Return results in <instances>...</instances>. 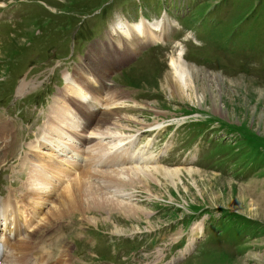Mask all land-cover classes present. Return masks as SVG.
Masks as SVG:
<instances>
[{
  "label": "rangeland",
  "instance_id": "374dc122",
  "mask_svg": "<svg viewBox=\"0 0 264 264\" xmlns=\"http://www.w3.org/2000/svg\"><path fill=\"white\" fill-rule=\"evenodd\" d=\"M0 5V89L6 90L15 84L13 92H17L29 71L35 83L32 92L37 89L35 93L44 92L47 87L50 94L55 93L52 84L60 82V71L76 66L63 64L70 59L78 65L84 64L86 59L96 65L86 64L77 75L83 74L85 68L93 71L92 74H101L95 69L102 60H95L94 54L102 53L106 41L117 42V35L111 39L109 30L120 18L125 16L134 22L145 16L154 21L162 11L170 15L174 31L183 33L184 57L171 35L159 45L146 44L140 55L131 56L132 61L115 70L116 52L107 49L105 55L110 67L105 81L114 85L116 93L109 89L112 94L108 93L106 100L109 106L116 100L121 103L113 104L116 109L112 111L104 109L105 116L98 117L93 134L112 135L118 131V135H122L159 126L145 133L139 146L150 140L155 153L160 152L166 142L169 146L164 161L147 168L152 169V174L156 167L182 170L181 174L174 179L159 174L157 182L148 176L147 186L144 182L143 186L131 187V190L111 187L115 189L109 191L107 188L115 181L112 170L99 167L90 175L82 170L83 182L93 183L121 201L123 198L117 193L124 192L128 203L142 214L126 217L104 212L88 205L87 196L78 195L77 188L72 192L77 195L76 200L67 197L72 207L63 218L87 219L91 225L89 230L108 232L111 243L115 237H121L123 256L126 247L138 239L135 244H143L139 249L145 248L134 259L139 264L164 262L166 252L184 236L189 252L180 264H264V0H0ZM175 15L177 18H172ZM163 18L166 17L162 13L158 19ZM192 21L194 24H190ZM132 22H129L132 27L143 23ZM120 42L119 46L125 47L127 53L136 50L130 47L129 39ZM40 45L53 48L54 55L55 50L61 52L60 59L42 60L40 56L39 61H33L35 65L29 67L23 59L31 55L35 60L38 56L32 53L39 47L41 54ZM203 55L205 60L201 59ZM180 56L194 68L195 80L194 87L183 86L182 96L172 92L166 84L168 74L175 73L171 61ZM59 62L61 68L56 66ZM74 77L72 81L65 80L66 87L79 80ZM1 90L0 104L3 99L10 100V94H2ZM197 91L203 103L188 95H195ZM86 94L90 91H85ZM115 94L125 96L119 100ZM196 139L200 141L191 148ZM106 149V145L101 146L90 158L103 152L105 155ZM134 168L146 166L115 170L128 177L127 171ZM191 169L192 173L186 171ZM72 175L65 181L72 186L64 184L55 190L65 187L70 193L77 185L75 177L79 174L73 178ZM93 176L103 178L106 183H97L91 179ZM69 178L72 180L68 181ZM30 183L32 188H38L36 183ZM151 232L152 236L148 234ZM155 233L157 248L150 243ZM142 237L148 239L139 243ZM103 244L101 241L89 250L86 259L91 260L94 252H102ZM28 245L31 243L24 241L25 249ZM64 249L69 251L67 243Z\"/></svg>",
  "mask_w": 264,
  "mask_h": 264
},
{
  "label": "bare ground",
  "instance_id": "6f19581e",
  "mask_svg": "<svg viewBox=\"0 0 264 264\" xmlns=\"http://www.w3.org/2000/svg\"><path fill=\"white\" fill-rule=\"evenodd\" d=\"M145 21H146L145 19H142L139 22H143V23H135L134 22L135 24H133V27H132L129 23L130 21L127 22L124 20L118 24L115 31L118 32V30H119V32H118L119 34H121L125 39H129L131 41L130 47H132L133 49H137L138 47H140L144 44L156 43L155 41H158L162 37L164 38V36H167V33L170 29V25H165L163 21H162V23H151V21H146V22ZM94 57H95V60H99V61L102 60V62L99 63V66L95 69L101 74H93L94 76H96L97 79L96 78L95 79L100 85V84H103V80H106L105 77H106L107 68L110 67V65H109L110 60L108 59L107 55L102 54V53L99 56L97 53H95ZM177 58L172 60L170 63L172 68L175 71V73H174L175 77H177V78L175 79L174 74L169 73L167 76L166 84H167V87L170 90H172V92L182 96L181 95L182 89L189 88V87L192 88L195 86V80L192 77V71L194 70V68L192 66L188 65L187 63H185V61L182 60L181 56L178 59ZM78 71L82 72V69H80ZM83 74L85 75L84 70H83ZM83 74L78 73L79 76H82ZM65 76L67 77V79L65 78ZM98 76H101L104 78L100 79V78H98ZM73 77L74 76H72L68 73H64L65 80H71L72 81ZM74 78H76V76ZM199 85H200V83H199ZM183 86L185 88H183ZM200 87H202V86H200ZM22 88H24V89L26 88L25 84H23L21 86V89ZM78 89L80 91L77 93L79 95H82V96L85 95L84 91H90V95L94 99H97V95H99L97 100L100 103H102V105H105L107 102H109L108 100H106V97L108 96L106 94L109 93V88H106L105 85L101 86V88L98 89L97 94H94L95 90H93L92 86H90L89 84H86L85 80L84 81H80V80L73 81L69 86H67V90H66L67 93L65 95L64 94L58 95V96L63 97V99L59 98V97L55 98V102H56L57 106H55L54 109L57 111L56 115L61 116V117H59L60 123L58 124L56 129H54L53 126L48 123V127H49L48 134L56 135L57 138L63 139L64 136L67 134V131H68L66 124H65L67 122L72 124L73 126H77V127L82 126V130H85L86 132H89L90 134L93 133V130L91 131L89 129L91 127V125H88V124L90 123V121H92L94 119L95 114L89 113L88 112L89 108L87 107V105H85L79 99L78 95L76 94V91ZM183 93H184V90H183ZM109 94L111 95L112 93H109ZM188 95L190 98L194 97V96L197 97V101L199 103H203V97L198 94V91L195 93V95L192 93H188ZM211 97H212V95H211ZM211 97H209V98H211ZM112 98L114 99L113 95H112ZM186 98L189 99L188 96H186ZM79 102L85 108L84 114H82V112H76V110H74V108H75L74 106L76 104H79ZM119 103L120 102H118V100L113 102V104H116V105H118ZM113 104H112V106H113ZM106 105L109 106L110 102ZM215 106H216V104H215ZM217 109L221 111L220 107H217ZM85 116L89 117L87 121L84 120ZM75 118H77L78 120H76ZM13 134H14V132H12V131H6V137L13 136ZM112 136H118V131L114 132L112 134ZM51 138L52 137H48V140H50ZM0 139H3V136H1ZM85 139L88 141L87 135L85 136ZM125 139L126 138H121L117 142H115L114 144L120 145L121 142H122V144H125V142L123 143V141ZM101 146H103V145H100L99 147L92 150V154L97 153ZM106 154H109V153L107 152ZM92 165H93V163L88 164L87 169H86L87 173H91L92 171H94L95 168ZM105 166H109V164L106 163ZM131 167H133V166H131ZM106 170H112L113 171L112 176L115 178V181L110 185V187H122L123 189H127V190L128 189L131 190L132 188H135L139 185L144 184L146 177H148V176L150 178H152L151 180L153 182H157L158 179L156 178L157 177L156 175H158V177H159V174H160L161 176H163V178L165 177V178H169V179H174L175 177L180 175L182 172V170L181 171L180 170H167V169L162 168V167H156L153 169V174H152L151 173L152 169L147 168V166H146V168H134V169L127 171L128 177H125L122 172L116 171L115 168L114 169L106 168ZM186 171L189 173L193 172L192 169L186 170ZM80 173H79L78 177H75V178H77L76 179L77 185L73 186L72 187L73 189H70V193H69L65 187L70 186L71 183H69V184L65 183L66 186L65 185H64L65 187L63 186L64 189L55 190V189L60 188V186H58L57 183H54L51 180H49L47 174L44 175L42 172H40L38 170H33L31 176L33 178H35L37 181V182H34V184L36 183V185H38V188H48V190L44 194L37 189H33V192H32L33 195H35L37 197L42 208L44 207L45 203H47V202H49L52 205V206H49L47 208V212H44L42 215V216L45 215V217H46L45 220H47L46 222L58 221V220H61L63 218V215L66 213V210L69 209L70 207H72V203L67 199V197L69 196V198L72 197L76 200L77 195L72 194V192H74L77 188H78L77 189L78 195L83 194L84 196H87V204L88 205L95 206V207L103 210L104 212L108 211L109 213H114L113 215H115V213H120L121 215H125L126 217L134 216L135 214L137 215L141 212L139 209H137L133 205H130L128 203L129 200L123 198V201H121L118 197L113 198L110 195H108L107 193H105L102 189H100L95 184L88 182L87 181L88 179L85 176V174H84V176L86 177L87 183L83 182ZM62 174L65 177V181H66V178L70 177L72 172H70L68 170H64ZM145 185L147 186L149 184L145 182ZM71 186H72V184H71ZM248 192H250V194L252 195V192L249 191V189H248ZM121 193H124V192H121ZM244 194H246V193H244ZM41 212H42V210H41ZM251 212L252 211L250 210V213ZM40 213H37V214L39 215ZM140 214H142V213H140ZM129 218H131V217H129ZM22 241H23V239H18V240H15L14 242L9 241V244L14 245L16 243H19L17 245V248L20 249L22 255L25 256L26 253L24 251V249H25L24 248V242H22ZM25 243H26V241H25ZM30 246L31 245H28L27 247L29 248ZM62 246H63V248H65L66 243H64V245L62 244ZM56 259L57 258L51 257L48 260V262H49L48 264H64V260L62 258H58L57 260Z\"/></svg>",
  "mask_w": 264,
  "mask_h": 264
}]
</instances>
